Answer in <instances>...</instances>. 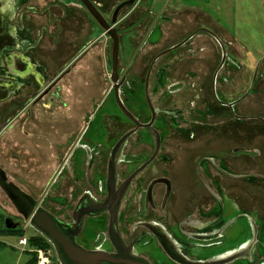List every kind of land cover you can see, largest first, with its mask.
<instances>
[{
  "label": "flooded vegetation",
  "instance_id": "1",
  "mask_svg": "<svg viewBox=\"0 0 264 264\" xmlns=\"http://www.w3.org/2000/svg\"><path fill=\"white\" fill-rule=\"evenodd\" d=\"M100 1L93 2L103 16ZM129 1L131 0H123L114 8L111 21L116 9ZM137 1L134 0L128 6L136 4ZM5 2L14 8V14L18 13L20 0L10 2L0 0V8H4ZM128 6L119 11L116 23L112 25L120 38V51L122 43L117 23L120 13ZM30 21V15L18 19L11 10L0 12V103L21 98L22 93H29L32 89H36L37 92L47 87L37 99L44 97L46 101L41 100L42 106L48 108L53 97L55 100V95L46 96L47 90L54 83H61L65 76L72 72L65 73L68 66L72 63L75 68L86 49L94 47L97 42L89 47L88 45L81 47V51L78 49L74 57L65 63L66 67L60 72L57 71V75L50 77L46 66H41L44 63L36 60L34 63V51L37 47L34 45ZM95 22L99 29L109 36L96 20ZM157 30L158 27L154 32ZM176 32L177 29L173 34ZM202 32L213 36L221 46L222 58L216 72L208 79L210 68L208 70L209 64L204 63V60L200 66L187 65L183 68L181 62L177 67L175 61V65H170L169 68H173L174 77L177 75L182 77L178 82L169 85L164 95L155 101L151 96L150 82L156 63L190 44L191 40ZM71 35L72 33H67L65 43L60 44L66 48L60 53L61 56L76 42L75 39L72 41ZM50 40L45 39L42 43L43 61L48 60L46 42H50L53 47L50 58L57 57L55 52L57 48ZM180 40L177 45L162 51L153 59L147 70L143 88L141 86L135 92L130 90L127 101L121 94L124 83L120 78L118 80L120 101L130 116L140 124L139 127L118 105L111 72L110 98L114 99L116 108L132 127L129 129L128 124L120 123L117 126L113 122H105V127H102V111L105 109L107 99L100 103L83 131L72 141L75 145L67 155V166H70L74 183L66 181L64 193L71 201L67 199L62 217L53 215L50 211L49 213L59 220L65 233L72 236L74 243L87 250L115 255L122 263L125 258H138L148 264H264V243H260L261 222L255 213L252 216L240 212L225 192L226 189L231 190L230 183L235 181L237 184L255 185L258 189L255 194L262 193L260 189L264 188V165H260L258 172L255 173L243 170L241 168L243 162L253 163L255 159L251 157L252 154L247 155L248 149L245 146L238 145L229 152L234 160L232 166L235 168L233 172L227 171L221 166L220 160L225 159L222 149L211 144L215 141L212 133L207 138L202 134L207 133L202 128L207 120L212 122L216 118L215 115L208 116L211 109L215 114H223L226 109L225 111L232 113V119L238 122L258 119L264 127L261 117H246L248 110L242 107V103L249 97H256L264 91L261 87L264 84V61L253 65L250 64V60L245 65L238 63V60L227 53L220 38L207 29H198ZM193 47L196 48V45L185 49L181 54L189 53L188 50H192L191 54L201 52L197 51L198 48L194 50ZM120 51L119 66L122 61ZM95 64L98 68L93 74ZM100 68V61L94 57L91 70L86 72V76L94 82L91 86H82L78 83L80 76H71L73 83L77 84L67 99L71 107L61 113L58 124H53L51 118L46 119L45 130L60 137L64 126L77 127L79 112L84 108L83 105L86 106L89 96L97 93L102 86L101 82H97ZM135 70L138 72V69ZM167 75L168 69L165 70L164 77ZM211 86L214 90L212 96L214 97L216 92L222 93L228 99H225L227 102L222 103L217 98L214 102L210 101ZM164 87L167 88L166 85ZM169 88L175 89V93H168ZM235 90L239 96L244 94L242 98L239 97L240 100H235L236 96H230ZM175 94L179 98L172 101ZM187 97L192 100L188 101ZM198 100L200 103L195 102ZM32 103L34 104V97H31L26 107ZM187 109L190 117L186 116ZM197 111L206 113L207 120L197 119ZM19 113L18 109L16 114ZM183 122L187 127H181L180 123ZM5 123L0 126V143L16 142L19 135L15 138L13 133L17 129L15 127L17 123L14 125ZM170 124L173 125V129L183 131L180 133L176 131L165 138L167 130L171 129ZM161 125L165 128H161ZM34 128L40 129V125L34 122ZM151 133L155 137L154 144L148 142ZM181 133L186 134L188 143L193 145L192 148L188 149L187 145L181 146ZM87 141L91 146L86 145ZM29 142L36 149L34 153L42 157L40 174H43L52 162L47 155V148L37 141ZM201 148L206 149L205 153L209 154L204 156V152L199 153ZM15 152L13 151L12 159L20 160V155ZM214 165L223 170L222 175L214 173ZM5 174L6 180L11 182L6 171ZM0 176L2 177V173ZM62 176L64 177V173ZM58 183L60 185V182ZM232 192L240 191L234 189ZM244 201L249 204L248 200ZM38 208L45 210L37 203L34 213ZM12 220L15 222L14 218ZM233 229H238L234 237L240 243H228Z\"/></svg>",
  "mask_w": 264,
  "mask_h": 264
},
{
  "label": "rangeland",
  "instance_id": "2",
  "mask_svg": "<svg viewBox=\"0 0 264 264\" xmlns=\"http://www.w3.org/2000/svg\"><path fill=\"white\" fill-rule=\"evenodd\" d=\"M121 1L123 0L100 1V10L106 20L111 21L114 8ZM93 3L95 4V2ZM7 5V2H5L4 8ZM18 7L20 9L17 10L18 13L14 14L15 17L21 19V16H31L30 27L33 28L34 45L38 48L34 51V63L35 60L44 63L45 65L42 64L41 66H46L50 77L57 75L58 72L66 67H64L65 63L74 57L77 50L80 49L78 46L82 44L89 46L98 42L94 29L91 27L96 22L79 0H20ZM156 27H158V30L154 32ZM117 28L122 43L120 51L122 61H120L119 72L120 81L124 83L121 94L125 101L128 100L130 90L135 92L138 91L139 87L142 86L143 88L147 70L153 59L162 51L177 45L181 41L179 39L167 42L166 45L162 46L161 43L167 36L170 37H168L169 40L178 38L180 35H183L182 38H184L198 29H207L220 38L227 53L238 60V63L245 65L250 60V64L253 65L264 61V0H138L136 4L126 7L120 13ZM176 29L177 32L173 34ZM67 33H72L71 39L73 37L72 41L75 39L76 42L61 56L60 53L66 48L64 49L60 44L62 42L65 43ZM48 38L51 39L52 45L57 48V51H55L57 57L53 58L51 56L45 62L42 60L44 51L41 47L43 41ZM101 38V42H99L102 43L101 49L107 61L106 71L103 68L98 71L97 82H101L102 86L95 95L89 96L88 104L84 105V108L79 112V121L76 128H66L64 126L63 134L60 137H56L53 132L44 128L46 119L51 118L53 124H58L61 119V113L68 110L66 102L62 100L61 91L64 86L62 82L71 78V76L77 75L74 72L72 63L68 66L69 69L67 68L65 73L72 72L68 73L61 83L56 82L47 90L46 96L49 94L55 95V100L53 97V101L48 108L42 106V103L46 101L44 97L37 99L47 87L44 90L41 88L37 92L36 89H34L35 91L32 89V91H28L29 93H22L21 98L7 103H0V126L5 122L7 124L10 123V125L17 123L15 125L17 129H15L17 135H19L16 142L10 144L8 141H2L0 143V168L6 171L8 179L13 180L11 182H14L22 192L31 196L45 210L52 212L51 214H57L60 217H62V211L65 209L67 199L71 201L70 197L64 193V185H67L66 181L74 183L70 166H67V155L75 145L72 142L74 138L80 135L87 125V121L92 118L97 107L105 99H107V103L102 111V127H105V122H113L117 126L119 123L128 124L127 120L116 108L114 99L110 98L113 43L103 30ZM194 44L198 48L197 51L201 52L191 54L192 50H188L189 53L181 54L182 51L189 49ZM196 48L193 47L194 50ZM180 49L176 53L160 59L154 66L150 85L151 96L155 101L162 94L164 95L169 85L181 79L182 76L177 75L174 77L173 68H169L170 65H175V61L177 67H179L178 63L181 62V67L183 68L187 65L200 66L204 60V63L207 62L206 64H209L208 70L210 68L208 79H211L221 62V46L213 36L206 32L195 36L190 44ZM180 54L182 55V61L179 58ZM135 69H138V72ZM166 69H168V75L165 78ZM224 69L226 70V68ZM223 70L221 71L223 72ZM80 79L79 83L82 86L94 85V82L91 84L89 81L91 79L84 73L81 74ZM261 87L264 88V84ZM209 91L210 101L214 102L215 98H217L222 103L227 102L226 100L228 99L222 93L216 92L214 97L212 96V91L214 93L213 86L210 87ZM224 91L226 92V90ZM236 92L237 90L232 91L230 96H236L237 99L235 100H240L244 94L239 96ZM243 92L244 90L242 89ZM168 93L174 94L175 89L169 88ZM31 97H34V104L32 103L26 107ZM178 98L177 94H175L172 101H177ZM187 100L191 101L192 99L187 97ZM195 102L200 103V100ZM243 106L248 110L246 117H261L264 121V91L256 97H249L245 103H242ZM213 108H216L215 105H213ZM18 109L20 113L17 115ZM225 110L223 114H215L211 109L208 116L213 117L215 115L216 117L212 122L207 120L208 116H206V113L196 112L197 119L207 120L205 125L202 126L203 130L207 132L202 133L204 138H207L212 133L215 141H212L211 144L222 149L225 159L220 160L221 166L225 167L227 171L233 172L232 170L235 168L232 166L234 160L230 157L229 152L239 145L245 146L248 149L247 155L251 156L252 154L251 157L255 159L253 163L243 162L241 168L251 173L258 172L260 165H264L263 124L258 119L246 122L234 121L232 113ZM188 111L187 109L186 116L190 117ZM34 122L40 125V129L34 128ZM180 124L181 127H187L184 122ZM170 125L171 129L167 130L165 138L176 131L178 133L183 131L173 129V125ZM131 127L128 124V128L130 129ZM161 128L164 129L165 127L161 125ZM180 138L181 146L187 145L188 149L193 147L192 144L188 143L186 134L181 133ZM29 140L37 141L47 148V155L52 162L47 166L43 174H40L42 157L34 153L36 149H34ZM148 142L151 144L155 143V137L152 133ZM86 145L91 146L89 141L86 142ZM13 151L20 155V160L12 159ZM206 151V149L201 148L199 153H205ZM208 154L205 153L204 156ZM197 159L200 160V157ZM63 173L64 177H61ZM214 173L222 175L223 170L218 169L214 165ZM58 182L62 183V186L60 185L61 189L56 188ZM54 186L56 189H54ZM230 188V191L239 189L241 194L244 195L243 197L249 201L246 214H252L253 216V210H256L258 212L256 216L261 219V215H263L262 218H264V188L260 189L262 193L255 194L258 192L255 185L237 184L235 181H231ZM6 218H14L15 222L18 223V228L15 230L17 232L13 233L4 232L5 234H3L0 232V264H26L31 260L32 264H34L38 250H47L50 247L35 246L33 244L31 248H34V250L38 249L35 255L34 253L30 254L29 251H24L23 247L28 248V246H22L20 250L15 248L20 243L21 238L28 239L30 244V238L39 237L41 234L39 235L30 225L29 220H26L22 214L18 213L14 204L0 188L1 231L6 229ZM260 221L263 223L264 229V220ZM19 246L21 247L20 244ZM52 255L54 256L53 264H59L55 250L54 252L52 250Z\"/></svg>",
  "mask_w": 264,
  "mask_h": 264
},
{
  "label": "water",
  "instance_id": "3",
  "mask_svg": "<svg viewBox=\"0 0 264 264\" xmlns=\"http://www.w3.org/2000/svg\"><path fill=\"white\" fill-rule=\"evenodd\" d=\"M85 8L90 12L94 19L101 25V27L108 33L113 40L112 51V76L111 81L114 83L115 97L121 110L126 116L134 122L137 127L140 124L130 116L128 111L122 105L119 98V51H120V38L117 30L112 25L116 23L119 11L128 5H131L134 0L121 4L114 12L113 19L109 23L97 10L96 6L91 0H79ZM180 46V45H179ZM173 50V49H172ZM165 54V53H163ZM154 120V119H153ZM0 188L5 192L11 202L14 204L17 211L29 220L30 225L44 238H46L54 247L57 254L59 264H148L144 260L138 258H125L122 261L115 255L106 252L87 250L77 243H74L72 236L65 233V229L59 220L52 216L49 212L42 208H38L34 213V208L37 202L28 194L22 192L14 183L6 180L5 171L0 168ZM5 226L7 230H17L18 224L11 218L5 219ZM124 260V259H122Z\"/></svg>",
  "mask_w": 264,
  "mask_h": 264
},
{
  "label": "crops",
  "instance_id": "4",
  "mask_svg": "<svg viewBox=\"0 0 264 264\" xmlns=\"http://www.w3.org/2000/svg\"><path fill=\"white\" fill-rule=\"evenodd\" d=\"M91 27H93V29H94V34H95V37H96V39H98V42H97V44L94 46V47H92V48H87L86 49V52L82 55V58H80V60H79V62H78V64L76 65V67L74 68V72L75 73H77V75L78 76H80L81 77V74L82 73H84V74H86V72L87 71H89V70H91V68H92V61H93V58L94 57H96L99 61H100V63H101V68H103L104 69V71H106V58H105V55H104V52H103V50L101 49V44L102 43H100L101 42V37H102V30H100L99 29V27H98V25L97 24H95V25H92ZM185 36V35H184ZM182 37H183V35H180L178 38H173V39H171L170 40V42H173V41H175V40H179V39H182ZM84 40H85V38H84ZM167 40H168V37H166L165 39H164V41L161 43V45L162 46H164V45H166V43H167ZM100 41V42H99ZM91 45V44H90ZM89 45V46H90ZM88 46V47H89ZM81 47H85L83 44L82 45H80V46H78V48H80L81 49ZM82 48V49H83ZM79 49V50H80ZM81 51V50H80ZM137 72V71H136ZM89 78V77H88ZM89 79H91V78H89ZM80 78H79V82H80ZM92 80V79H91ZM91 80H89L90 81V83L92 84V82L93 81H91ZM78 82V83H79ZM62 84H64V86H63V90L61 91L62 92V100L64 101V102H66V104H67V106L66 107H68V109L70 108V105H69V101L67 100V99H69L68 97L71 95V91H72V89H73V87H74V85H77V84H74L73 83V81L71 80V78H68L67 80H65V81H63L62 82ZM79 84H81V83H79ZM93 85V84H92ZM104 88H105V86H104ZM105 92V91H104ZM95 95V94H94ZM93 96V95H92ZM11 181H13V180H11ZM14 183V182H13ZM60 185L62 186V183L60 182ZM60 185H59V183H58V185H57V187L56 188H60L61 189V187H60ZM55 187H54V189H56ZM224 191H225V189H224ZM240 191V190H239ZM226 194H227V196H228V198L229 199H232V201L234 202V204L238 207V210L240 211V212H242V213H246V211H247V204H246V202L244 201V195H242L241 194V192H239V193H233L232 191H230V190H227L226 189ZM260 196H261V194H260ZM254 197H257V196H254ZM258 198V197H257ZM253 213H255L256 215H258V212H256V210H253ZM258 217V216H257ZM263 217V215H261V219H259V217H258V219H259V222H261L260 220H264V218H262ZM261 224H262V229H261V233H260V239H261V241H260V243H264V229H263V223L261 222ZM238 230V229H237ZM236 229H233V230H231V235L229 236L230 237V239H229V242L228 243H240V242H238L236 239H235V232L237 231ZM257 239H258V241H257V243H259V237H258V234H257ZM2 245H3V243H1ZM6 244V243H5ZM16 249H21L22 247H20L19 246V243H18V245H17V247H15ZM231 264H233V263H231ZM236 264V263H235Z\"/></svg>",
  "mask_w": 264,
  "mask_h": 264
},
{
  "label": "built area",
  "instance_id": "5",
  "mask_svg": "<svg viewBox=\"0 0 264 264\" xmlns=\"http://www.w3.org/2000/svg\"><path fill=\"white\" fill-rule=\"evenodd\" d=\"M21 247L22 246H28V248H25L23 247L24 251H29V253H34L35 255V252L38 250V249H35L34 248L32 249L31 245L28 243V239L26 238H21L20 241H19ZM49 242V241H48ZM52 250L54 252V247H50L49 249H40L38 250V254L34 260V264H53V255H52Z\"/></svg>",
  "mask_w": 264,
  "mask_h": 264
},
{
  "label": "trees",
  "instance_id": "6",
  "mask_svg": "<svg viewBox=\"0 0 264 264\" xmlns=\"http://www.w3.org/2000/svg\"><path fill=\"white\" fill-rule=\"evenodd\" d=\"M3 234H5L6 232L7 233H13V232H17L15 230H7L5 229L4 231H1ZM5 232V233H4ZM2 234V235H3ZM29 242H30V245L32 246L33 244L35 246H39V245H42L44 247L48 246V247H52L51 243H49L43 236H39V237H32L29 239ZM38 242V243H37ZM26 264H32V260L31 261H28Z\"/></svg>",
  "mask_w": 264,
  "mask_h": 264
},
{
  "label": "bare ground",
  "instance_id": "7",
  "mask_svg": "<svg viewBox=\"0 0 264 264\" xmlns=\"http://www.w3.org/2000/svg\"><path fill=\"white\" fill-rule=\"evenodd\" d=\"M51 49H52V51H53V47L51 46L50 42H46V50L48 51L46 56H47L48 59L50 58V54H51L50 51H51ZM49 53H50V54H49ZM97 68H98V66H97V64H95V65H94V68H93V69H94V73H93V74H95ZM96 85H97V84H96ZM92 88H93V87H92ZM89 90H90V89H89ZM86 102H87V101H86ZM80 103H81V102H80ZM79 106H80V105H79ZM83 106H84V105H83ZM83 106H82V107H83ZM77 107H78V106H77ZM59 126H60V125H59ZM54 127H56V126H54ZM56 128H57V127H56ZM13 135H14L15 138L18 137L16 131L13 133Z\"/></svg>",
  "mask_w": 264,
  "mask_h": 264
},
{
  "label": "clouds",
  "instance_id": "8",
  "mask_svg": "<svg viewBox=\"0 0 264 264\" xmlns=\"http://www.w3.org/2000/svg\"><path fill=\"white\" fill-rule=\"evenodd\" d=\"M11 10L13 12V15H14V8L11 7V5H8L6 8H0V12H4V11H9Z\"/></svg>",
  "mask_w": 264,
  "mask_h": 264
}]
</instances>
